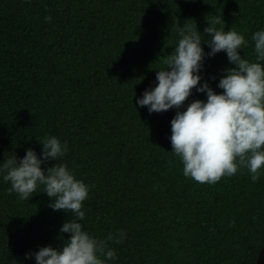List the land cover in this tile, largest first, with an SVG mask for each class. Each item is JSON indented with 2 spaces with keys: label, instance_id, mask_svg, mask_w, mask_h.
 Here are the masks:
<instances>
[{
  "label": "trees",
  "instance_id": "16d2710c",
  "mask_svg": "<svg viewBox=\"0 0 264 264\" xmlns=\"http://www.w3.org/2000/svg\"><path fill=\"white\" fill-rule=\"evenodd\" d=\"M214 17L245 36L241 55L255 62L264 0H0V166L28 149L40 155L45 137L67 141L57 163L92 186L84 230L98 239L126 233L109 242L117 258L106 264H256L264 246V169L255 183L247 169L215 184L185 177L170 141L178 110L150 114L137 104L158 84L177 25L197 26L207 53ZM233 66L225 52L206 57L201 84L221 93ZM197 99L206 93L193 89L179 110ZM3 175L0 264H36L25 254L61 249L71 215L49 207L43 185L28 200L9 194Z\"/></svg>",
  "mask_w": 264,
  "mask_h": 264
},
{
  "label": "clouds",
  "instance_id": "9594fccd",
  "mask_svg": "<svg viewBox=\"0 0 264 264\" xmlns=\"http://www.w3.org/2000/svg\"><path fill=\"white\" fill-rule=\"evenodd\" d=\"M51 19L50 15L45 17L49 22ZM207 23L205 42L211 49L207 53L201 46L197 26L193 29L177 25L180 39L164 61L166 68L156 72L158 84L145 90L137 104L147 106L150 114L178 110L171 120L170 141L185 177L201 184H215L222 177L247 169L255 183L264 169V30L251 37L255 52V62H251L241 55L240 50L249 44L244 35L231 28L226 31L220 17ZM220 52H225L234 66L223 70L217 85L223 91L218 94L207 81L201 84L200 72L205 58ZM193 89L206 93V101L194 100L180 111ZM40 143V155L33 149L19 160L14 155L3 162L0 173H4L5 182H10L9 194L16 193L21 200H28L43 185V193L51 198L49 207L71 215L60 228L69 237L61 249L41 247L26 253L25 258L34 256L36 264H106L116 260V251L109 242L121 243L126 233L121 230L119 238L109 233L98 239L79 222L85 218L83 202L89 198L92 186L77 179L67 164L57 163L68 152L67 141L62 144L57 137L49 136ZM50 160L56 163L42 167Z\"/></svg>",
  "mask_w": 264,
  "mask_h": 264
},
{
  "label": "water",
  "instance_id": "95a60500",
  "mask_svg": "<svg viewBox=\"0 0 264 264\" xmlns=\"http://www.w3.org/2000/svg\"><path fill=\"white\" fill-rule=\"evenodd\" d=\"M256 264H264V246L262 247V249L259 253Z\"/></svg>",
  "mask_w": 264,
  "mask_h": 264
}]
</instances>
